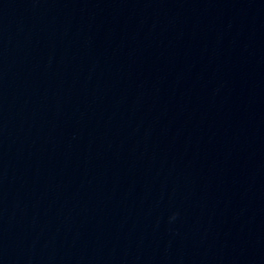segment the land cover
I'll return each instance as SVG.
<instances>
[{
  "label": "water",
  "instance_id": "water-1",
  "mask_svg": "<svg viewBox=\"0 0 264 264\" xmlns=\"http://www.w3.org/2000/svg\"><path fill=\"white\" fill-rule=\"evenodd\" d=\"M0 264H264V0H0Z\"/></svg>",
  "mask_w": 264,
  "mask_h": 264
}]
</instances>
